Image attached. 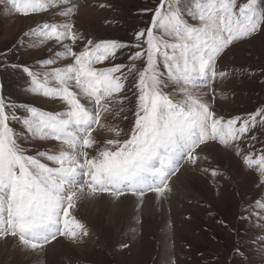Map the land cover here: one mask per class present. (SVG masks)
Here are the masks:
<instances>
[{"label": "snow or ice", "instance_id": "6c2138e0", "mask_svg": "<svg viewBox=\"0 0 264 264\" xmlns=\"http://www.w3.org/2000/svg\"><path fill=\"white\" fill-rule=\"evenodd\" d=\"M7 4L23 16L56 10L59 22H43L24 36L39 37L33 47L54 41L61 50L37 70L22 66V71L28 93L59 102L62 110L18 105L0 95V240L11 238L34 254L58 237L78 244L89 235L74 214L81 201L101 194L142 198L146 192L166 198L172 178L185 164L198 167V149L209 142L240 156L264 190V147L253 151L255 143L264 144L254 134L264 130V108L225 119L203 91L211 90L214 99L213 83L229 76L217 69L226 50L264 32V0H159L150 26L135 33L134 44L84 36L73 20L74 0ZM78 42L83 47L76 51ZM130 48L136 51L129 62L116 63ZM61 60L71 62L55 66ZM129 91L135 107L125 130L107 117H120ZM35 140L57 146L30 154L25 143ZM241 219L264 227V199L247 205Z\"/></svg>", "mask_w": 264, "mask_h": 264}, {"label": "rangeland", "instance_id": "374dc122", "mask_svg": "<svg viewBox=\"0 0 264 264\" xmlns=\"http://www.w3.org/2000/svg\"><path fill=\"white\" fill-rule=\"evenodd\" d=\"M83 4L84 7H77L73 20L84 36L95 41L134 44L135 33L150 26L152 10L159 0H85ZM55 11L23 16L11 12L7 0H0V95L6 100L45 111L62 110L59 102L28 93L27 77L22 71V66L37 70L39 62L61 50L54 41L33 47L39 37L24 36L43 22H59L60 18L53 15ZM190 23L198 21L190 19ZM82 47L78 42L74 50ZM135 51L125 49L116 63H128L127 57ZM70 62L61 60L55 66ZM217 69L227 71L229 76L213 83L215 98L211 90H203L207 93L204 99L211 102L217 115L225 119L245 117L264 108V32L226 50ZM128 96L130 102H125L120 117H107V122L125 130L130 127L135 107L130 91ZM118 108V104L114 105L113 112ZM12 126L18 133L23 131L19 124ZM261 132L264 130H254L264 141ZM56 146L55 141L25 143L30 154L37 149L55 150ZM241 147L248 150L247 143ZM261 147L264 144L255 143L253 151ZM198 152V167L185 164L177 173L176 176L186 169L182 183L176 185V193L172 190L162 199L154 192L144 194L152 205L148 213L141 208L133 210L136 195L131 193L119 199L101 194L81 201L74 214L89 231H95L93 241L83 245L86 249H75L73 243L58 237L48 245L58 241L54 253L45 250L35 257L38 253L22 250L15 240L8 238L0 240V264H264V227L241 219L247 205L257 198L264 199L258 174L247 169L233 150L218 142H209ZM204 168L209 171L200 170ZM212 169L218 171L215 177L211 175ZM185 188L189 193L182 194ZM114 203L117 209L112 215L109 207ZM96 231L102 238L97 246Z\"/></svg>", "mask_w": 264, "mask_h": 264}, {"label": "bare ground", "instance_id": "6f19581e", "mask_svg": "<svg viewBox=\"0 0 264 264\" xmlns=\"http://www.w3.org/2000/svg\"><path fill=\"white\" fill-rule=\"evenodd\" d=\"M84 1L85 0H74V3H76L77 4V6L78 7H84ZM80 7V8H81ZM48 103H50L51 104V102H48ZM53 103V102H52ZM184 174H186V169H182V171H181V173L178 175V176H175L174 177V179L172 180V182L170 181V183H171V188H172V190H174L173 192H175L176 193V185L181 181V183H182V181H183V176H184ZM183 187V186H182ZM188 190L185 188V191H182V194H184V193H186ZM174 193V194H175ZM188 193H189V191H188ZM162 199V198H161ZM117 205H116V203H114V204H112V205H110V207H109V209H110V212L112 213V215L115 213V211H116V209H117V207H116ZM153 206H155V205H153ZM133 210L135 211V210H137L138 208H141V210H143V211H145L146 213H148L151 209H152V205L148 202V200L146 199V196L144 195L142 198H140V197H138V196H136V199H135V204L133 205ZM87 228V227H86ZM94 229V228H93ZM88 232H89V237L87 236V237H84L83 238V240L80 242V243H78V244H74L75 246H73V247H75V249L77 248V249H84L85 248V246H83V245H85L86 243H90L91 241H93V238H92V235H93V233H95V231L94 230H92L91 229V231H89L88 230ZM96 235H97V241H96V246L99 244V242H100V240L99 239H102L101 238V235H98L97 234V231H96ZM89 241V242H88ZM58 243V241L56 242V244H54V245H51V246H47L46 247V250L49 252V253H54V251H55V247L58 245L57 244ZM94 244V243H93ZM87 245H89V244H87ZM86 249V248H85ZM43 253V252H42ZM37 254V253H36ZM41 253H38L35 257H37L38 255H40ZM35 255V254H34ZM36 260V259H35Z\"/></svg>", "mask_w": 264, "mask_h": 264}]
</instances>
